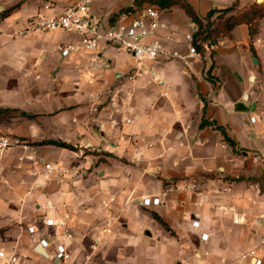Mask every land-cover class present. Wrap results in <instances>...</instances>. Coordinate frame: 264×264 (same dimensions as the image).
I'll use <instances>...</instances> for the list:
<instances>
[{"label":"crops","instance_id":"crops-1","mask_svg":"<svg viewBox=\"0 0 264 264\" xmlns=\"http://www.w3.org/2000/svg\"><path fill=\"white\" fill-rule=\"evenodd\" d=\"M233 1L185 0L200 18ZM77 2L0 0V108L35 116L0 115V138L19 141L0 154V247L15 250L22 264H59L53 256L60 244L70 255L64 264H252L241 260L249 250L264 264V18L252 39L248 26L238 25L190 64L140 65L104 42L86 53L75 34L62 31L18 35L36 14L57 15ZM134 2L94 0L92 9L106 24ZM253 4L238 0V9ZM160 19L170 45L187 56L190 18L172 7ZM65 46L72 50L63 57ZM112 96L119 113L108 104ZM42 140L77 151L33 145ZM84 141L98 155H80ZM43 163L70 174L63 184L46 181ZM186 182L198 192L174 189ZM228 183L230 190L218 194ZM166 188L159 206L137 201ZM110 197L115 202L105 209ZM65 218L70 239L64 229L41 224Z\"/></svg>","mask_w":264,"mask_h":264},{"label":"built area","instance_id":"built-area-1","mask_svg":"<svg viewBox=\"0 0 264 264\" xmlns=\"http://www.w3.org/2000/svg\"><path fill=\"white\" fill-rule=\"evenodd\" d=\"M93 2L94 0H78L71 8L53 16L38 13L29 18L27 26L18 35L52 33L56 31L75 34L79 38L78 48L86 53H95L98 50L99 44L104 42L119 52L129 54L140 65L144 62L166 63L172 61H182L190 64L187 60L198 55V52L192 45L193 34L196 31L195 26L193 25L191 30L184 36V41L188 49L187 56H184L170 45L172 37L168 31V25L160 19L162 10L156 5L143 4L138 8L132 7L118 13L112 21L105 24L93 12ZM161 33H164V35H160ZM71 50V46H65L59 49V52L61 56L65 57ZM100 98V94L92 97L95 101H99ZM115 98V96H112L108 104L113 109V113H119ZM250 121L253 122L254 118H250ZM129 122V120H125V123ZM16 145H19V141L16 139L7 137L0 138V154ZM80 153L82 152L79 151ZM22 159L19 158V161H22ZM255 159H258V157H255ZM43 171V176L46 181L53 180L58 184H63L66 176L70 174L68 168L55 163H43ZM30 174L33 176L36 175L34 171ZM230 186V183L226 184L217 193L224 194L228 192ZM174 189L197 193L198 185L195 182H186L183 186L175 187ZM170 190L166 188L156 196L145 197L137 201L143 207L159 206L162 203V199L167 196ZM114 202L115 198L110 197L102 202V206L108 209ZM221 209L224 210L226 208L221 207ZM227 209L229 212H234L232 207H228ZM65 220L66 218L58 223H54L51 219H43L41 224L46 227L57 226L64 229L63 237L70 239L71 235L66 232ZM233 223H239V217L234 218ZM199 225V221L194 218L190 226L196 230L199 228ZM26 230L29 234H33L37 230V225L27 227ZM199 238L201 241H206L208 236L206 234H200ZM40 244L44 247L48 245L45 240H41ZM69 258L70 255L64 245L60 244L55 247L53 259L57 260L59 264H64ZM241 260H252V264H263L261 259H256L255 250H249L241 254ZM0 264H22V259L15 250L9 251L0 247Z\"/></svg>","mask_w":264,"mask_h":264},{"label":"trees","instance_id":"trees-1","mask_svg":"<svg viewBox=\"0 0 264 264\" xmlns=\"http://www.w3.org/2000/svg\"><path fill=\"white\" fill-rule=\"evenodd\" d=\"M146 2L147 4L156 5L159 9H169L172 7H178L182 9L185 14L190 18L191 22L196 28L193 34L192 45L197 52L201 50L203 46H214L221 39L231 37V32L233 29L241 24L247 25L249 28V35L251 39L257 33V22L264 18V3L253 4L245 9H238V0H234L232 5L224 9H212L210 10L204 18H200L195 11L185 2V0H135L132 7L138 8ZM17 6H15L16 8ZM132 7H126L120 9L117 13L113 14L109 21H112L118 13L130 9ZM14 112L20 117L27 119L35 118L34 115L27 114L25 112L18 111L17 109L11 108H0V115ZM206 121H202L200 126H205ZM215 129L222 132V129L218 126H214ZM224 141L227 142L231 147H234V142L227 138L222 132ZM33 145L44 146L51 145L58 148L66 149L72 152L77 151L74 146L58 141V140H42L40 142H35ZM83 150V149H82ZM85 150V149H84ZM85 152V151H84ZM98 154L94 153L93 156ZM153 218L161 224L165 230L170 231L169 227L155 214Z\"/></svg>","mask_w":264,"mask_h":264},{"label":"rangeland","instance_id":"rangeland-1","mask_svg":"<svg viewBox=\"0 0 264 264\" xmlns=\"http://www.w3.org/2000/svg\"><path fill=\"white\" fill-rule=\"evenodd\" d=\"M259 1H261V0H259ZM258 4H259V3H258ZM11 115L16 116V115H18V114H17V112H16V113H14V112H9V113L3 114L2 119L11 118ZM84 151H85V152H84ZM94 153H95V152H93V150H88V149H85V150H84V148H83L82 153H80V155H82V156H92V157H93V154H94ZM100 160H103V159L100 158Z\"/></svg>","mask_w":264,"mask_h":264},{"label":"water","instance_id":"water-1","mask_svg":"<svg viewBox=\"0 0 264 264\" xmlns=\"http://www.w3.org/2000/svg\"><path fill=\"white\" fill-rule=\"evenodd\" d=\"M262 1L263 0H261V1L257 0V3H261ZM82 147L83 148H90V145L87 143V141H84V142H82ZM37 250H38V252H42V250L40 248H38Z\"/></svg>","mask_w":264,"mask_h":264}]
</instances>
